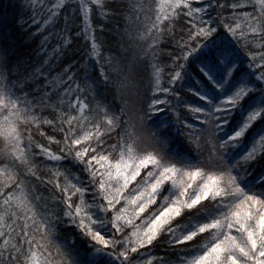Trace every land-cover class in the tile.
I'll use <instances>...</instances> for the list:
<instances>
[{"label": "snow or ice", "instance_id": "1", "mask_svg": "<svg viewBox=\"0 0 264 264\" xmlns=\"http://www.w3.org/2000/svg\"><path fill=\"white\" fill-rule=\"evenodd\" d=\"M0 264H264V0L0 8Z\"/></svg>", "mask_w": 264, "mask_h": 264}, {"label": "trees", "instance_id": "2", "mask_svg": "<svg viewBox=\"0 0 264 264\" xmlns=\"http://www.w3.org/2000/svg\"><path fill=\"white\" fill-rule=\"evenodd\" d=\"M10 2H11V0H0V8L7 9V6L9 5Z\"/></svg>", "mask_w": 264, "mask_h": 264}]
</instances>
